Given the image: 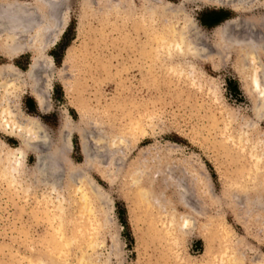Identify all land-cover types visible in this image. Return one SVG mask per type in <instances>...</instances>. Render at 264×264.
Masks as SVG:
<instances>
[{
  "label": "rangeland",
  "instance_id": "rangeland-1",
  "mask_svg": "<svg viewBox=\"0 0 264 264\" xmlns=\"http://www.w3.org/2000/svg\"><path fill=\"white\" fill-rule=\"evenodd\" d=\"M43 1L54 4L51 13L63 27L47 51L54 67L50 103L41 110L28 87L19 84L10 105L36 116L49 146L59 144L66 157L62 165H85L88 196L84 201L75 191L79 170L74 184L66 176L53 184L51 175L38 171L31 148L24 150L16 178L1 173L5 168L0 166V264H40V259L53 264H200L208 227L217 229L212 254L229 239L239 264L259 262L264 243L257 237L263 229L253 221L249 231L244 229L229 204L243 207L244 200L234 199V189L252 191L264 180L254 163L257 154L264 158V99L254 101L245 92L235 56L218 55L216 67L204 58L177 72L171 65L160 67L154 56L156 35L141 18L148 9H163L168 2L176 7L181 0ZM257 1L260 8L240 13L228 6L185 3L176 17L166 12L162 18L171 16L180 28L189 16L210 37L214 27L202 22L207 12L264 15V0ZM251 33L263 43L264 28ZM30 57L26 53L17 59L18 70L28 68ZM61 78L71 79L75 89L68 93ZM81 102L85 119L77 110ZM143 118L141 130L137 124L131 128L132 121ZM80 129H85L84 142ZM20 144L0 128V164L7 149ZM154 157L182 163L199 180L211 209L196 217L190 229H167L169 205L183 207L172 187L161 190L164 177L152 182L140 171L141 163ZM143 180L152 188L141 187ZM159 190L164 209L153 199Z\"/></svg>",
  "mask_w": 264,
  "mask_h": 264
},
{
  "label": "bare ground",
  "instance_id": "bare-ground-1",
  "mask_svg": "<svg viewBox=\"0 0 264 264\" xmlns=\"http://www.w3.org/2000/svg\"><path fill=\"white\" fill-rule=\"evenodd\" d=\"M191 2L228 6L238 13L249 12L263 5L259 4L257 0H181V4L176 7L171 2H168L162 6L163 9H148L146 14H143L141 18V24L150 28L156 35L154 41L157 43V49L155 48V51L152 48L155 51L154 56L158 59L160 67L171 65L175 70L176 68L183 70L186 66H191L194 61L202 58L216 67L218 63L216 57L218 55L232 54L235 56V68L241 77L245 92L250 97H253L254 101L258 98L260 100L264 99V38L263 43H257L259 41L255 39L257 36L254 37L251 33L256 28H264V15L258 14L248 18L225 20L214 27L210 36L211 38L200 32L195 20L189 16L184 17V25L180 28L176 22L174 23L170 20L171 16L170 19H166L167 17L162 18L166 12L175 16V13L180 11L182 4ZM53 6L54 4L46 3L43 0H0V128L7 134L17 137L21 143L18 147L7 149L3 160L1 159L0 166L5 168L1 173L6 172L9 178H16L21 168L20 158L24 156L25 149L31 148L37 153L36 164L38 171L41 174L43 173V175L45 173L51 175L54 178L52 180L53 184L55 178L60 176H66V180L68 179L67 183L74 184L78 180L74 178V172L79 170L82 173H79V185L74 188L79 193V196L86 201L88 196L85 187L86 177L83 175L85 165L81 163L75 165L71 162H64L67 163V166L62 165V160L64 159L65 161L66 157L62 154L59 144L49 146L48 133L36 116L24 115L10 105V100L17 95L20 84L28 87L41 110H46L49 106L54 67L52 68V56L47 55V51L57 43L63 31V27H60L59 22L55 20L51 13L52 9L54 10ZM236 30H241L242 33L237 35ZM26 53L31 55L28 68L25 71L18 70L16 67L17 59ZM68 79L61 78L60 82L69 93L75 85H73L71 79ZM77 110L82 118H84V113L87 112H85V106L82 105V102L78 105ZM144 122V118L140 119L139 122L132 121L131 128L133 129L137 124L138 126H136L141 130L140 127L144 125ZM84 130L80 129L77 132L81 142H84L86 138ZM62 131H66V126L63 127ZM112 140V143L115 142V139ZM69 142L67 141L68 144ZM41 146H47L46 150L37 149V147L40 148ZM82 152L85 155V160L89 161L90 157H88L86 148H83ZM254 163L257 170L259 169V175H262L264 178V158L260 154H257ZM139 167L143 174L150 176L148 179L152 182L156 176H162L166 179V182L164 181V184L160 186L161 190H164L166 186H170L178 194V202L183 207L182 210L176 204H171L169 205V210H167L168 214L164 218V221H167V229L170 231H174L177 228L190 229L195 224L196 217L203 215L204 211L207 213L210 211L209 202L206 201V195L199 180H195V177L186 170V166L182 163L154 157L150 161L141 163ZM151 171L154 175L151 174ZM146 181L143 180L140 186L152 188L153 184L149 186L145 183ZM187 184H190L192 187L191 192L187 188ZM254 186L255 184L250 186V188ZM263 190L264 180L262 184L256 185L252 191L250 189L245 191L244 188L241 190L234 189V199H242L244 200V204L241 208L233 204H229V206L232 208L238 223L247 231L250 229L249 221L255 222L264 231ZM162 193L160 190L157 193L155 192L156 196L153 199L154 202L159 203L157 206L164 209ZM60 207V210L63 209L62 205ZM160 212L162 213V211ZM211 223L212 220L208 219L209 226ZM216 230L215 227H208L206 230L205 240L207 247L200 264H239V258L235 255L236 252L230 249V245H227L230 243L229 239H226L217 252L212 254L211 247ZM257 238L264 243V234L259 235ZM46 253L47 251L44 254ZM259 258L260 261L255 264H264V254H260ZM30 262L34 263L33 261ZM40 264L53 263L40 259ZM91 264H97V262L92 261Z\"/></svg>",
  "mask_w": 264,
  "mask_h": 264
},
{
  "label": "trees",
  "instance_id": "trees-1",
  "mask_svg": "<svg viewBox=\"0 0 264 264\" xmlns=\"http://www.w3.org/2000/svg\"><path fill=\"white\" fill-rule=\"evenodd\" d=\"M231 15L230 13H226V14H221L220 11H209L207 12L203 18H202V22L209 26V27H216L217 25H219L221 22L225 21L226 19L230 18ZM68 32V29L65 31L64 35ZM235 88V87H234ZM235 90H237L235 88ZM237 92V91H236ZM32 100V99H31ZM34 102V101H32Z\"/></svg>",
  "mask_w": 264,
  "mask_h": 264
},
{
  "label": "water",
  "instance_id": "water-1",
  "mask_svg": "<svg viewBox=\"0 0 264 264\" xmlns=\"http://www.w3.org/2000/svg\"><path fill=\"white\" fill-rule=\"evenodd\" d=\"M234 18H243V17H241V16H236V17H230V18H228V19H234ZM228 19H226V20H228Z\"/></svg>",
  "mask_w": 264,
  "mask_h": 264
}]
</instances>
